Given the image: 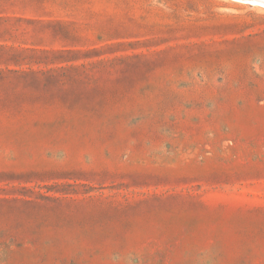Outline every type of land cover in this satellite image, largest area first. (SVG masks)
<instances>
[{
	"label": "rangeland",
	"instance_id": "1",
	"mask_svg": "<svg viewBox=\"0 0 264 264\" xmlns=\"http://www.w3.org/2000/svg\"><path fill=\"white\" fill-rule=\"evenodd\" d=\"M0 264H264V0H0Z\"/></svg>",
	"mask_w": 264,
	"mask_h": 264
},
{
	"label": "bare ground",
	"instance_id": "2",
	"mask_svg": "<svg viewBox=\"0 0 264 264\" xmlns=\"http://www.w3.org/2000/svg\"><path fill=\"white\" fill-rule=\"evenodd\" d=\"M241 1V0H240ZM263 5V4H262Z\"/></svg>",
	"mask_w": 264,
	"mask_h": 264
}]
</instances>
